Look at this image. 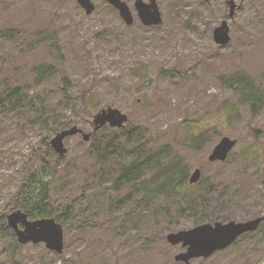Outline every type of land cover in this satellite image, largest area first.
I'll list each match as a JSON object with an SVG mask.
<instances>
[{"label": "rangeland", "instance_id": "1", "mask_svg": "<svg viewBox=\"0 0 264 264\" xmlns=\"http://www.w3.org/2000/svg\"><path fill=\"white\" fill-rule=\"evenodd\" d=\"M93 1L96 10L88 15L78 0H0V91L20 88L32 100L33 93L57 100L67 88L71 101L53 108L62 123L86 131L93 130L99 109L120 108L129 116L126 128L140 127L148 147L172 145L190 175L200 167L201 179L219 184L232 219L264 216V100L252 108L229 84L246 76L264 89V0H234V15L230 0H158L163 20L156 26L137 18L135 0H125L136 16L131 25L107 1ZM225 19L231 39L218 45L214 29ZM42 31L47 41L40 40ZM42 64L53 66V74L38 84L34 68ZM230 107L236 109L226 117ZM11 109L0 108V211L47 159L48 130L35 125L26 107ZM58 125L52 122L51 131ZM206 128L208 141L201 148L182 145ZM226 135L237 140L230 156L210 161ZM65 145L68 152L51 189L56 212L75 207L73 219L63 224V252L43 242L21 244L15 232L12 236L0 225V264H186L175 259L186 249L167 240L175 230L163 234L144 227L140 233L136 209L131 206L126 215L115 206L123 192L109 182L92 183L91 146L81 134L66 138ZM49 151L55 163L58 153ZM184 219L177 225L193 227ZM262 224L189 264H264Z\"/></svg>", "mask_w": 264, "mask_h": 264}, {"label": "trees", "instance_id": "2", "mask_svg": "<svg viewBox=\"0 0 264 264\" xmlns=\"http://www.w3.org/2000/svg\"><path fill=\"white\" fill-rule=\"evenodd\" d=\"M40 40H48L46 31L41 32ZM34 71L38 84H42L53 74V66L42 64L36 66ZM229 84L240 93L241 102L250 104L252 108L264 100V89L257 87L249 77L231 79ZM25 92V89L20 88H3L0 91V108L7 111L12 108L11 112L16 113L26 107V113L34 119L35 125L48 130V135L43 141V146L47 148V159L28 175L19 189L12 191L6 203V210L0 211V225L10 231L12 236L15 234L14 230L6 222L9 209H22L30 219L55 217L62 224L75 216V207L72 205L62 212L55 210L51 191L52 176L58 175L64 158L56 154L57 160L53 163L49 151V134L73 124L62 123L60 111L55 110L59 107V102H70L72 96L67 88L64 90V96L57 100H53V97L47 100L46 96L36 93H33L32 100L24 96ZM21 99L28 104L25 106ZM53 103H56L55 108ZM235 109L230 107L225 116H231ZM56 120L59 125L51 131V123ZM104 128L108 130L107 133L102 132V129L93 132L90 142H87L91 146L88 153L92 160L88 178L99 186L109 182L115 191L123 192L115 200V206L126 215L131 206L136 209L134 213H138L140 223L136 227L140 233L144 227L145 231L159 230L163 231V234L169 230L188 228L177 225L179 218H187L184 220L195 226L218 220L228 221L235 217L230 211L229 203L226 204V198L222 196L223 190L219 184L207 179H201L195 184L190 183L189 165L182 159L181 154L174 151L172 145L166 143L148 147L145 133L140 127L125 128L120 132L109 126ZM208 130L209 128H206L193 134L182 145L193 149L201 148L208 141ZM118 217L120 218L119 214ZM262 227L263 224L259 228ZM13 245L20 247L16 240Z\"/></svg>", "mask_w": 264, "mask_h": 264}, {"label": "water", "instance_id": "3", "mask_svg": "<svg viewBox=\"0 0 264 264\" xmlns=\"http://www.w3.org/2000/svg\"><path fill=\"white\" fill-rule=\"evenodd\" d=\"M119 9L121 16L128 25L133 24L134 16L129 4L124 0H106ZM136 0L135 7L138 10L140 19L145 25H157L163 20L157 0ZM79 5L85 9L87 14H92L96 5L92 0H78ZM231 15H234L236 3L230 0ZM214 38L218 45H224L231 39L228 20L214 29ZM129 116L122 109L108 106L99 109L93 118L94 132L99 131L106 124L112 128H125ZM81 133L83 139L88 142L92 132L85 131L78 125L62 129L50 138L52 148L64 156L68 148L65 145L67 137ZM237 144V140L229 136H223L215 145L209 160L225 161ZM202 170L196 167L190 175V183L194 184L201 179ZM264 221V216H257L247 221H215L205 222L186 229L171 231L167 234V240L173 245L182 244L186 251L175 256L177 261L190 263L194 258H207L232 245L241 235L256 231ZM8 225L13 228L21 244L29 242L45 243L46 247L58 253L64 250L65 232L63 224L54 217H42L30 219L25 211L17 209L7 214Z\"/></svg>", "mask_w": 264, "mask_h": 264}, {"label": "flooded vegetation", "instance_id": "4", "mask_svg": "<svg viewBox=\"0 0 264 264\" xmlns=\"http://www.w3.org/2000/svg\"><path fill=\"white\" fill-rule=\"evenodd\" d=\"M144 1H146L147 3H149V2H150L149 0H144ZM127 2H128V1H127ZM135 2H136V0H135ZM128 4H129V2H128ZM129 6L131 7V5H130V4H129ZM131 9H132V7H131ZM116 10H117V12L119 13V15L121 16L119 9H117V8H116ZM132 13H133V16H134V21H136V16H135V14H134V12H133V9H132ZM136 15H137V18H139V19H140V17H139V14H138V10H137V13H136ZM121 18H123V17L121 16Z\"/></svg>", "mask_w": 264, "mask_h": 264}]
</instances>
